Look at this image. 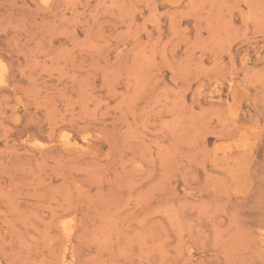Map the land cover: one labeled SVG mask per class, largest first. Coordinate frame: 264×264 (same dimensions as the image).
Returning <instances> with one entry per match:
<instances>
[{
  "label": "rangeland",
  "instance_id": "obj_1",
  "mask_svg": "<svg viewBox=\"0 0 264 264\" xmlns=\"http://www.w3.org/2000/svg\"><path fill=\"white\" fill-rule=\"evenodd\" d=\"M0 264H264V0H0Z\"/></svg>",
  "mask_w": 264,
  "mask_h": 264
},
{
  "label": "bare ground",
  "instance_id": "obj_2",
  "mask_svg": "<svg viewBox=\"0 0 264 264\" xmlns=\"http://www.w3.org/2000/svg\"><path fill=\"white\" fill-rule=\"evenodd\" d=\"M65 143V142H64Z\"/></svg>",
  "mask_w": 264,
  "mask_h": 264
}]
</instances>
